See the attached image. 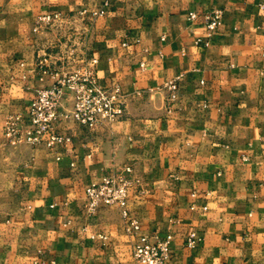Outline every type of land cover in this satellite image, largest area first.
I'll return each mask as SVG.
<instances>
[{
  "label": "crops",
  "instance_id": "crops-1",
  "mask_svg": "<svg viewBox=\"0 0 264 264\" xmlns=\"http://www.w3.org/2000/svg\"><path fill=\"white\" fill-rule=\"evenodd\" d=\"M212 8L222 22L197 45ZM53 13L58 39L36 27ZM65 52L96 60L98 83L124 94L122 116L63 120L71 139L53 150L10 146L5 118L52 82L37 60ZM71 106L65 92L60 111ZM125 165L138 180L129 218L138 234L171 235L167 264H264V0H0V264H137L119 208L83 210L84 188Z\"/></svg>",
  "mask_w": 264,
  "mask_h": 264
},
{
  "label": "built area",
  "instance_id": "built-area-1",
  "mask_svg": "<svg viewBox=\"0 0 264 264\" xmlns=\"http://www.w3.org/2000/svg\"><path fill=\"white\" fill-rule=\"evenodd\" d=\"M60 17L59 13L39 15L36 27L48 26ZM196 18V12H188V20L193 21ZM222 18L221 8L203 12V35L196 37L194 43L207 47ZM71 57L72 54L67 52L58 57L49 55L39 57L37 60L39 75L48 74L52 82L35 88L25 114L13 113L5 118L1 132L6 143L14 146L19 144L45 146L53 150L71 139L58 128L63 120L70 118L81 125L94 128L103 121H114L122 116L124 94L119 86L114 84L105 87L98 83L95 59L87 58L76 65L68 61ZM176 81L174 78L164 83L168 102L173 101L176 96ZM65 92L71 95L72 106L69 111H60V101ZM131 171L132 168L125 165L120 170L107 173L99 181L87 185L84 188L83 210L86 214H93L101 206H117L122 218L130 222V225L125 226V231L133 236L131 244L133 260L137 264H167L170 257L171 235L158 237L138 234V221L129 218L126 191L129 186L138 183V180L129 176ZM205 208L204 206L203 209ZM98 236L106 239L102 234ZM198 240L196 232L191 231L185 235L184 244L188 248H193Z\"/></svg>",
  "mask_w": 264,
  "mask_h": 264
},
{
  "label": "rangeland",
  "instance_id": "rangeland-1",
  "mask_svg": "<svg viewBox=\"0 0 264 264\" xmlns=\"http://www.w3.org/2000/svg\"><path fill=\"white\" fill-rule=\"evenodd\" d=\"M58 21H59V19L55 20L54 22H52V23L50 24V25H53V28H54V29H56V32H57V34H56L57 36H56V37H57V39L59 38V35H58V34H59V33H58V32H59V31H58V30H59V27H58V26H59V23H58ZM50 25H48V26H50ZM10 146H14V145H10Z\"/></svg>",
  "mask_w": 264,
  "mask_h": 264
}]
</instances>
